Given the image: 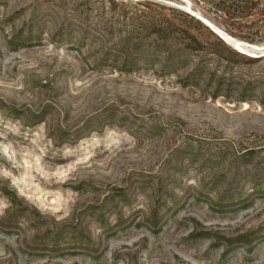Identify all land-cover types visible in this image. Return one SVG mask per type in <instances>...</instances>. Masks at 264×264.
<instances>
[{
	"label": "rangeland",
	"instance_id": "obj_1",
	"mask_svg": "<svg viewBox=\"0 0 264 264\" xmlns=\"http://www.w3.org/2000/svg\"><path fill=\"white\" fill-rule=\"evenodd\" d=\"M128 1L0 0V264H264V0Z\"/></svg>",
	"mask_w": 264,
	"mask_h": 264
},
{
	"label": "trees",
	"instance_id": "obj_2",
	"mask_svg": "<svg viewBox=\"0 0 264 264\" xmlns=\"http://www.w3.org/2000/svg\"><path fill=\"white\" fill-rule=\"evenodd\" d=\"M125 1V3H129L131 5L132 4V1H128V0H123ZM259 1V0H257ZM137 4V3H136ZM152 26H151V29H152V33L155 34V35H160V34H164L166 33V31L170 28V25L166 24L165 26H162L160 23H151ZM79 41H77L78 43ZM250 44L252 43H259L260 45L263 44L262 41H252L250 40L249 41ZM258 44V45H259ZM247 58L248 60H251L249 57H245ZM167 63H165L163 66H162V69H173V70H177L179 69V67L182 65V66H185L187 61L186 59L182 58V57H179V56H169L167 58ZM181 68V67H180ZM200 70V67L195 69L193 72H190L184 81L186 82H193L192 80H195L196 76H195V72ZM202 70H200V74H201ZM197 79V78H196Z\"/></svg>",
	"mask_w": 264,
	"mask_h": 264
},
{
	"label": "water",
	"instance_id": "obj_3",
	"mask_svg": "<svg viewBox=\"0 0 264 264\" xmlns=\"http://www.w3.org/2000/svg\"><path fill=\"white\" fill-rule=\"evenodd\" d=\"M192 15L196 17V15H194V14H192ZM196 18H198V20L203 22L202 19H204V18H201V17H196ZM207 26L211 28V26H209V25H207ZM248 48H250V50L252 51V53L249 52V54H248V56H250V57H254L256 54H258V55L264 54V44L260 45V46H248ZM250 54H253L254 56H252Z\"/></svg>",
	"mask_w": 264,
	"mask_h": 264
},
{
	"label": "bare ground",
	"instance_id": "obj_4",
	"mask_svg": "<svg viewBox=\"0 0 264 264\" xmlns=\"http://www.w3.org/2000/svg\"><path fill=\"white\" fill-rule=\"evenodd\" d=\"M195 15V14H194ZM198 17V16H197ZM202 21H203V23L205 24V25H209V26H211L210 25V23H208V21H206L205 19H202ZM231 43V42H230ZM233 44V43H232ZM232 44H229L230 46H232L234 49H236V50H238V51H242L240 48H238V47H236V46H234V44L232 45ZM243 52V51H242ZM250 53H252V52H250ZM250 55H252V56H254L253 54H250Z\"/></svg>",
	"mask_w": 264,
	"mask_h": 264
}]
</instances>
